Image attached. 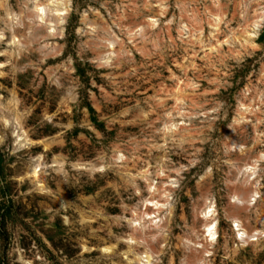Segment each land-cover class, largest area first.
<instances>
[{
  "label": "rangeland",
  "instance_id": "obj_1",
  "mask_svg": "<svg viewBox=\"0 0 264 264\" xmlns=\"http://www.w3.org/2000/svg\"><path fill=\"white\" fill-rule=\"evenodd\" d=\"M2 114L0 264H122L149 183L170 199L149 264H264V0H0Z\"/></svg>",
  "mask_w": 264,
  "mask_h": 264
},
{
  "label": "bare ground",
  "instance_id": "obj_2",
  "mask_svg": "<svg viewBox=\"0 0 264 264\" xmlns=\"http://www.w3.org/2000/svg\"><path fill=\"white\" fill-rule=\"evenodd\" d=\"M36 16L39 18V21L43 19L46 15V11L44 10L43 7H40L39 5L36 6ZM58 16L60 15V10L56 8ZM162 14H166V11H162ZM159 15V13H158ZM152 21H156L155 16L151 17ZM218 23L215 21L214 25H217ZM151 25H154L152 22ZM150 25V28H152ZM51 33V31H50ZM189 94L187 93V90H184L182 88L180 82L177 85V92L176 95L173 97L175 98L176 101L180 102L183 101L186 97H188ZM184 113L182 110L180 111V114ZM11 118V115L8 114H2L0 115V122H2V125L4 127L8 126L9 120ZM12 121V118H11ZM181 121H167V125L165 126L167 133L169 135H172L176 132L175 127L176 125H179ZM177 129V128H176ZM15 137H14V142L16 144V149L17 150H23V142H26L28 137V134L23 127L20 128V130L17 128L15 129ZM29 141H31L29 139ZM261 156H259L260 158ZM40 160H37L36 162L33 163L32 167L30 168V175L33 177L36 182L37 186L40 189V191H43L45 188V176H43V168L39 164ZM257 164V163H255ZM246 170H237L234 169V172L236 173V182L240 181L241 183H245L242 181L244 178L243 174L248 173L249 176V181L253 180L256 181L258 180V177H256V171L254 170L255 167L252 164L251 166H247ZM246 181V180H245ZM157 187L155 186L154 183H149L148 184V192L153 198H149L146 201L143 202L141 209L142 212L141 214H137L136 217H132V220L130 222V231L131 234L127 236V239L124 240V242L127 245L128 251L125 253H128V256L125 261L121 262L122 264H149L152 258V249H150V242L156 240V235L160 232L164 222V212L166 211V206L167 203L169 202L168 196H163L162 198L157 199L155 197L156 195V190ZM236 194V193H235ZM244 194V197L246 195V192L242 193ZM241 194L237 195H232L233 200H231V203L236 204V205H243L242 203L238 202L237 199H241L243 197L240 196ZM256 194L253 195L251 198L245 197V200L250 203H254L253 200L255 201L254 198H256ZM200 218L203 221L202 227H203V236L206 238V241L209 246H214L218 241H219V229H220V220H219V214H218V208H217V203L215 200L208 198L203 207L201 208L200 211ZM131 219V218H130ZM233 227L236 230V237L237 240L244 241L245 238L243 236L244 231L242 228V225L240 224L239 220L237 217H233ZM153 234V235H152ZM150 235V236H148ZM150 237L149 239L146 237ZM256 239V238H255ZM87 245H84V248H86ZM88 247V246H87ZM135 247H140L139 252L135 253V257L132 258L129 254L130 251L134 249ZM101 251L103 252H116V247L113 245H105L100 248ZM88 250H91V248ZM112 250V251H111ZM208 252V251H207ZM124 254V255H125ZM210 253H206L205 255L200 254L198 258V263L200 260L203 261L205 256H209ZM201 263V262H200ZM23 264H33L31 261H24Z\"/></svg>",
  "mask_w": 264,
  "mask_h": 264
}]
</instances>
